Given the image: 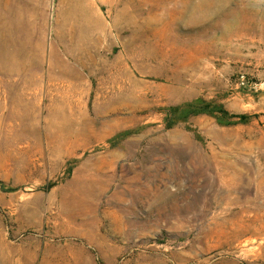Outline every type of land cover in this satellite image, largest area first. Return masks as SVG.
Instances as JSON below:
<instances>
[{
    "label": "rangeland",
    "instance_id": "374dc122",
    "mask_svg": "<svg viewBox=\"0 0 264 264\" xmlns=\"http://www.w3.org/2000/svg\"><path fill=\"white\" fill-rule=\"evenodd\" d=\"M10 1L0 264H264V0H95L94 29L26 0L21 70Z\"/></svg>",
    "mask_w": 264,
    "mask_h": 264
},
{
    "label": "bare ground",
    "instance_id": "6f19581e",
    "mask_svg": "<svg viewBox=\"0 0 264 264\" xmlns=\"http://www.w3.org/2000/svg\"><path fill=\"white\" fill-rule=\"evenodd\" d=\"M67 1L68 2L63 10L65 17L64 24L69 21L76 23L82 20L85 29H94L96 27L102 28V26H104V20L95 6V0H89V2H86V0ZM101 2L107 4L111 10H114L116 5L121 1L101 0ZM7 6H9L8 16L5 18L11 25H13V28L8 24V32L3 37V51L5 52L2 59V65L6 63L11 65L14 62L18 64V70H21L26 63L27 55L29 54V41L27 38H24L20 32L21 30H24V27L31 21V17L27 11L28 6L26 0H15L13 3L10 1V5L8 4ZM121 11L126 12V7H123ZM79 51L77 55L74 54L75 57H69L67 61L61 59L63 68L70 70V73L77 78L84 77L83 72L88 71L90 68V62L99 66L105 60L103 54H100L99 52L92 54L85 47H81ZM54 55L59 58V54L56 53V51H54Z\"/></svg>",
    "mask_w": 264,
    "mask_h": 264
}]
</instances>
